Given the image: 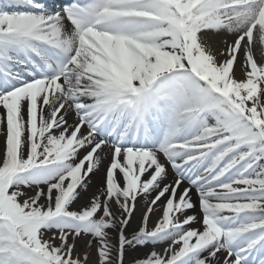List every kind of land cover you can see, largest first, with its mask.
<instances>
[{"label":"snow or ice","instance_id":"1","mask_svg":"<svg viewBox=\"0 0 264 264\" xmlns=\"http://www.w3.org/2000/svg\"><path fill=\"white\" fill-rule=\"evenodd\" d=\"M0 264H264V0H0Z\"/></svg>","mask_w":264,"mask_h":264},{"label":"bare ground","instance_id":"2","mask_svg":"<svg viewBox=\"0 0 264 264\" xmlns=\"http://www.w3.org/2000/svg\"><path fill=\"white\" fill-rule=\"evenodd\" d=\"M257 56H259V55H257ZM237 75L239 76V72H237ZM141 207H142V205H141ZM157 215H159V213H157ZM153 219H155V217H153ZM136 220L137 221L139 220V213L136 216ZM133 226H135V225H133Z\"/></svg>","mask_w":264,"mask_h":264}]
</instances>
